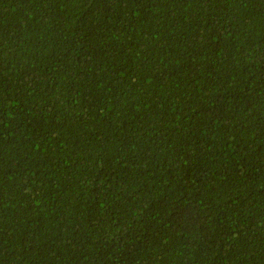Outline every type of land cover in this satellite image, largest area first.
Returning <instances> with one entry per match:
<instances>
[{
    "label": "trees",
    "instance_id": "16d2710c",
    "mask_svg": "<svg viewBox=\"0 0 264 264\" xmlns=\"http://www.w3.org/2000/svg\"><path fill=\"white\" fill-rule=\"evenodd\" d=\"M0 264H264V0H0Z\"/></svg>",
    "mask_w": 264,
    "mask_h": 264
}]
</instances>
